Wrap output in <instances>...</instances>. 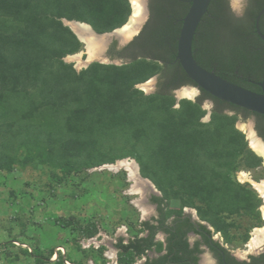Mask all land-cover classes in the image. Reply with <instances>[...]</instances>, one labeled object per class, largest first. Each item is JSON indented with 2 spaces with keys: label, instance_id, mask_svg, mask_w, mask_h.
<instances>
[{
  "label": "trees",
  "instance_id": "obj_1",
  "mask_svg": "<svg viewBox=\"0 0 264 264\" xmlns=\"http://www.w3.org/2000/svg\"><path fill=\"white\" fill-rule=\"evenodd\" d=\"M188 7L176 0L156 3L158 15L171 17L159 18L143 33L157 53L154 59L93 63L77 72L63 59L79 52L82 44L62 20L88 24L97 34L110 33L127 22L129 0H0V170L10 171L18 163L47 165L53 169V181L64 186L72 174L131 158L140 176L161 194L153 197L165 211L160 225L173 214L180 217L185 208L194 209L226 243L245 244L250 229L261 226V199L236 175L259 168L261 158L248 147L236 123L254 118L264 141V116L201 89L195 101L177 102L174 89L196 87L178 62L166 66L172 75H181L173 88L159 83L151 95L136 88L162 74L159 58L170 63L175 58L181 23L172 13L178 9L184 17ZM260 10V2L251 0L244 16L237 18L229 0H212L192 46L202 68L255 93L261 92L258 83L264 72V44L254 29ZM259 26L264 34L262 18ZM198 31L205 36L196 52ZM206 101L212 107L209 121L203 123ZM172 202L178 208L168 209ZM141 227L152 229L148 222ZM96 234V227L88 225L81 236ZM174 243L187 252L185 238ZM152 245V237H147L128 244L119 239L116 247L137 256ZM169 254L174 260L191 257L189 251L186 257L173 249ZM226 257L233 264H264V253L249 256V263ZM57 259L63 264L61 257Z\"/></svg>",
  "mask_w": 264,
  "mask_h": 264
},
{
  "label": "rangeland",
  "instance_id": "obj_2",
  "mask_svg": "<svg viewBox=\"0 0 264 264\" xmlns=\"http://www.w3.org/2000/svg\"><path fill=\"white\" fill-rule=\"evenodd\" d=\"M67 22L69 21L62 20L63 25L69 28ZM80 43L81 50L65 58L85 53V44ZM67 64L74 68L76 61ZM83 69L85 67H81L79 71ZM174 98L177 102L184 99ZM205 112L206 115L201 120L203 123L210 119V110ZM240 132L244 134L249 147L246 124ZM127 159L131 158L72 174L68 184L64 186L53 181V169L47 165L18 163L10 171L0 170V264H58V257L62 258V262L64 257L66 263L63 264H88L90 261L93 264H106L108 261L103 254L108 248L99 244L103 248L86 249L87 244L81 233L86 226L93 225L97 229L94 237L103 234L115 239L119 228H128L129 231H124L128 236L137 226L143 214L140 208H135L140 194H126L133 182L127 180L128 171L125 168L115 169L116 165ZM134 162L136 163L135 160ZM240 173L246 174L252 183H261L264 181L263 159L261 158L259 168L241 171L236 175L239 183H248L254 189L251 182L239 179ZM138 174L140 177L139 166ZM255 192L258 194L256 190ZM258 197L261 199L258 210L262 223L260 227L250 229L245 244L238 240L226 243L220 233L215 234L218 242L231 254L246 256L264 246L263 241L255 250L247 247L254 231L264 227V200L259 194ZM170 208H178V203H170L168 209ZM51 251L56 255H51Z\"/></svg>",
  "mask_w": 264,
  "mask_h": 264
},
{
  "label": "water",
  "instance_id": "obj_3",
  "mask_svg": "<svg viewBox=\"0 0 264 264\" xmlns=\"http://www.w3.org/2000/svg\"><path fill=\"white\" fill-rule=\"evenodd\" d=\"M211 2L212 0H190L188 10L185 16L181 20V28L179 30V34L177 37L175 60L180 65L186 77L196 87L177 88L172 91L173 96L188 99L190 101H195V99L199 95L198 91L199 89H201L206 93H208L210 96L222 102L264 116V72L260 82L258 83L261 92L255 93L246 90L242 87H239L237 85H234L226 80H223L222 78L217 76L214 72L207 71L206 69L198 65V63L195 61L193 57L192 46H193L194 37L204 16L208 13V8ZM129 3L132 10V15L128 18L127 22L122 27L110 33L97 34L92 30V28L88 24L80 23L76 21L67 22L66 25L76 35L77 39L85 44L84 47L85 53L67 57L64 59V62L69 63L76 61V65L74 66V69L77 72L81 67H85L86 69L93 62H98L100 64H110V62L104 59L106 48L101 47L103 40L104 39L106 40V43L104 44V46H106L111 42L112 39L116 38L113 35L115 33L118 34L121 38H125V37L127 38V40H125L124 43L128 42L130 39V35L133 33V31H135L136 26H138L137 25L138 19L142 13L141 0H129ZM229 3L231 7V12L235 17L241 18L244 16L245 0H229ZM263 13H264V6L261 8V10L259 11V13L255 18L254 29H255V34L264 44V34L261 32L259 26L260 18ZM91 35L96 39H93ZM118 40L119 42L123 41L121 39ZM100 48H101V55L99 56ZM123 63L125 62L116 61L115 63L112 64L120 65ZM159 63L162 62L159 61ZM155 84H156V77H153L148 82L138 85L137 88L139 90L144 91L145 94H153L157 92V90L155 89ZM202 108H204L205 110H211V104L209 102H204ZM244 124H246L248 127L249 147L255 149H261L262 151H264V142L258 137V135L256 134L257 132L255 131L254 118H249L246 120L239 119L238 122L236 123L237 129L241 131L242 126ZM115 167L125 168L128 171L127 180L133 182V185L127 191L126 194L128 195L141 194L142 191L140 190L143 189V187L149 189L146 194L147 196H149V194L152 193L159 194L150 181L142 178L141 176L139 177L138 166L134 162V160L132 159L124 160ZM141 198L143 197L140 195L138 201L140 202L146 201V199L144 198L141 199ZM138 201L136 202V205ZM139 208L143 212L141 218L144 217L146 219L148 214L151 213L152 206L151 204L144 203V205L140 204ZM194 213L195 212L192 211V215L195 217ZM124 231L125 229L123 227L119 228L115 234V240H111L106 236H104L103 234H99L96 237L87 241V244L94 243V244H100L106 246L109 249V252H106L104 256L106 258L111 259V264H117L116 262L118 261V259H121L122 257L117 255V251L115 250V245L117 244L120 236L124 235L125 237H127L124 234ZM214 237L218 241L217 236L215 234ZM262 252H264V246L253 251L249 255L259 256V254L261 255ZM233 255L239 258H246L247 256H249V255L243 256L239 254H233ZM202 257L203 259L208 258V256H202ZM63 262L66 263L64 257H63Z\"/></svg>",
  "mask_w": 264,
  "mask_h": 264
},
{
  "label": "flooded vegetation",
  "instance_id": "obj_4",
  "mask_svg": "<svg viewBox=\"0 0 264 264\" xmlns=\"http://www.w3.org/2000/svg\"><path fill=\"white\" fill-rule=\"evenodd\" d=\"M160 1L161 0H141L142 13L138 19V23H137L138 26H136L135 31H133V33L130 35V39L128 38L129 39L128 42L124 43V41L127 40V38L126 37L121 38L118 34H115V33L113 35L116 38L112 39L111 42L107 44L106 46H104V44L106 43V40L101 39L103 40L101 47L106 48L105 55H104L105 56L104 59H106V61L112 64V63H115L116 61H122V62L128 63V62H131L133 59H137L141 57H145L146 59H154L157 53L153 51L154 49L152 45H149V41L144 40L145 36L143 35V33H148L150 31L147 29L148 26L153 27L155 22L159 20V18L161 17L170 18L171 17V14L170 15L167 14L165 16L158 15V12L155 10V8H156V3ZM176 1L182 3L183 5H186V4H189L190 0H176ZM250 1L251 0H245V12L250 5ZM255 1L260 2V9L264 6V0H255ZM229 9L231 11L230 3H229ZM169 13H172V12H169ZM175 13H176L175 17H177L175 21L176 23L179 24L181 23V20L183 17L179 16L180 12L178 9H176V11H174L172 14H175ZM131 15H132V10H131L130 16ZM261 18H262V21L264 22V13L261 15ZM204 36H205V33H203V31H200V32L198 31L197 33L198 40L194 43L196 52L199 50V47H198L199 45H197V42L202 40ZM140 37H143V39ZM93 39H96V38L93 37ZM118 39H121L123 41L119 42ZM100 55H101V48L99 52V56ZM159 61L162 62L160 64H162L164 70L162 74H158L154 76L156 77L155 89L158 90L159 83L166 85L170 89L173 88L176 84H179L181 81L180 72L177 71L178 73L172 75L170 72H168V69L166 67V66H169V64L175 65L176 64L175 58L173 59L171 63L163 59H160V58L158 62ZM182 87L194 88L193 86H190V85L180 86L179 88H182ZM211 107H212V104H211ZM260 139L263 141L262 138ZM148 190L149 189H146L144 187L143 189L140 190L142 191L140 195L144 199H146V201L145 202L138 201L137 203L138 207L135 206V208L139 209L140 204L142 205H144V203L151 204L152 206L151 213L148 214L146 219L144 217L141 218L139 223L142 225L143 222H148L150 226H152V229L149 230V229H144L140 227V230H142V233H143L142 236L125 237L123 235V236H120L119 239H122L123 244H128L132 240L152 237L153 245L148 250L145 251L144 255H137V256L134 255V253L131 250L128 252H122L115 245V250L117 251V255L122 257L121 258L122 260L118 259V261L116 262L117 264H146V263L158 264L159 258L164 257V256H167L165 260H162L164 264H233L227 259L226 257L227 255L233 258L234 261L238 263H243V262L249 263L250 262L249 256H252V255H249L246 258H239L231 254L224 246H222V244H220L214 237V234L216 233H213V230L211 229V227H209L206 223L201 222L199 220V218L197 217L196 211L194 209L185 208L183 209V212L180 217L173 214L169 218L166 219L163 226L160 225V220L163 218V213H165V211L162 209L163 206H160L156 201L153 200V197H160V195L156 193H152V194H149V196H147L146 194ZM192 211L195 212L194 214L196 217L192 215ZM171 235H174L175 237L171 238L170 237ZM179 237L185 238L186 243H187L186 251L191 252L190 258H184L181 260L171 259L172 256L171 254H169V251L172 249L174 253L177 252V255L185 256L187 253L186 252L184 254L183 251L178 250L179 245L172 246L174 241L178 240ZM170 244L172 246L171 248H170ZM263 253L264 252H262L261 254ZM129 255H131L132 258H130ZM202 256H208V258L203 259Z\"/></svg>",
  "mask_w": 264,
  "mask_h": 264
},
{
  "label": "bare ground",
  "instance_id": "obj_5",
  "mask_svg": "<svg viewBox=\"0 0 264 264\" xmlns=\"http://www.w3.org/2000/svg\"><path fill=\"white\" fill-rule=\"evenodd\" d=\"M83 43V42H82ZM248 139H249V134H248ZM251 148V147H250ZM252 151L254 153H256L257 156L261 157L264 161V151H262L261 149H255V148H251ZM121 163V162H120ZM111 167V166H110ZM116 169V167H115ZM126 170V169H125ZM127 171V170H126ZM239 179L242 181V182H251L247 175L244 174V173H240L239 174ZM252 183V182H251ZM253 187L255 188V190L258 192V194L261 196V198L264 200V181H262L261 183H252ZM264 241V227L263 228H260V229H257L254 231L253 233V238L250 242V244H248L247 247H249L251 250H255L257 249L261 243Z\"/></svg>",
  "mask_w": 264,
  "mask_h": 264
},
{
  "label": "crops",
  "instance_id": "obj_6",
  "mask_svg": "<svg viewBox=\"0 0 264 264\" xmlns=\"http://www.w3.org/2000/svg\"><path fill=\"white\" fill-rule=\"evenodd\" d=\"M140 227H141V224L139 223V221H138V224H137V226H135V228H133V231L132 232H130L131 234L130 235H128V236H132V237H135V236H137V237H140V236H142L143 235V233H142V230H140ZM127 231H129V229L127 230V228L125 229V232H127ZM107 237V236H106ZM92 238H94V237H92ZM92 238H89V239H83L86 243L85 244H87V241H89L90 239H92ZM108 238V237H107ZM110 239V238H109ZM111 240H115L114 238L113 239H111ZM83 246H85V245H83ZM87 247H85L86 249H90V248H94L95 250L98 248H103V247H99V244H94V243H91V244H87L86 245ZM82 248H84V247H82ZM81 248V250H84V249H82ZM108 251H106V252H109V249H107ZM106 252H104V254L106 253ZM104 254H103V257L105 258V259H107V263L106 264H110L111 263V259L110 258H106L105 256H104ZM55 255H56V253H55ZM110 261V262H109ZM88 264H93V262L92 261H90Z\"/></svg>",
  "mask_w": 264,
  "mask_h": 264
}]
</instances>
